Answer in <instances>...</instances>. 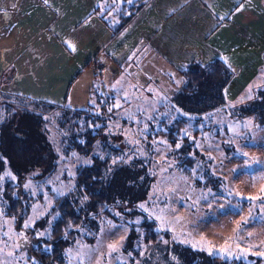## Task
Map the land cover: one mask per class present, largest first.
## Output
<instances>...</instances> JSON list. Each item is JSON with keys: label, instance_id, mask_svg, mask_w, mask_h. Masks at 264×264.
<instances>
[{"label": "trees", "instance_id": "obj_1", "mask_svg": "<svg viewBox=\"0 0 264 264\" xmlns=\"http://www.w3.org/2000/svg\"><path fill=\"white\" fill-rule=\"evenodd\" d=\"M145 1L101 0L92 11L98 13L104 23L117 32ZM262 59L264 64V51ZM234 74L235 69L220 59L205 63L190 61L179 71L167 74L163 81L164 89L161 88L163 91L159 88L162 95L156 96L158 101L153 103L158 104L149 117L136 110L133 120L130 119L129 124L138 130L144 131L147 127L144 132L146 145L154 141L165 147L172 166L183 175H191L196 163L193 172L201 176L202 180L198 178L196 184L202 188L212 187V181L216 178L208 166L211 160L205 162L206 154L200 150L203 139L208 136L211 118L219 115L217 117H226L229 124H240V120L249 117L250 124L264 123V83L256 88L252 96L239 102H228L224 89ZM100 83L99 89L92 91L95 94L94 104L74 111L68 109L69 111L65 110L66 114L55 116L59 119L58 130L62 131L60 148L65 154L74 152L87 157L88 161L74 166L69 189L54 196L49 208L34 223V228L46 230L47 236L38 239L35 244L31 242L27 247V255L32 264H65V252L69 244L74 239L87 240L106 221L124 227L125 244L129 245L134 238H141V242L149 249L148 253L159 257L164 251L165 246L161 242V233L156 229L155 221L133 207L149 190L150 179L145 172L146 168L141 165L142 159L133 156L127 162L124 161L120 148L111 147L99 137L104 129L111 127L110 122L125 125L124 117L120 116L127 113L128 109L119 111L122 106L121 98L117 99L109 86ZM10 98L18 102L15 104L17 111L11 110V115L0 122V172L5 166L14 176L15 182L5 183L0 198L3 203L0 205L4 217L13 218L12 227L28 235L30 229L27 231V227L21 228L29 208V196L22 191V185L25 180L40 179L53 171L55 146L46 137L45 115L48 117L46 113L63 106L17 96ZM8 104L4 105L6 110L10 108ZM116 104L120 107H114ZM109 108H112L111 112ZM130 108L135 110L134 107ZM115 111L121 115H117ZM68 115L74 119L71 129L65 131L64 124ZM229 126L225 127L228 131ZM243 130L241 127L242 132ZM177 144L180 145L179 148L176 147ZM96 146L99 150L94 152ZM119 202H126L134 208V212L141 215L139 221L127 223V212L120 207L114 213L113 206ZM164 235L166 237L167 233ZM170 244L175 247V244ZM134 253L138 256L136 249ZM169 260L156 262L260 264V258L254 261L224 258L187 247L178 249L176 255Z\"/></svg>", "mask_w": 264, "mask_h": 264}, {"label": "rangeland", "instance_id": "obj_2", "mask_svg": "<svg viewBox=\"0 0 264 264\" xmlns=\"http://www.w3.org/2000/svg\"><path fill=\"white\" fill-rule=\"evenodd\" d=\"M149 67L152 69H148ZM99 72L101 71L97 74ZM260 72L264 74V65ZM167 74L157 68V63L137 64V67L131 63L108 76L103 75L105 86L112 89L117 99L121 98L122 106L119 111L128 109L122 116L115 111L117 115L124 117L122 119L126 121L125 125L110 122L111 127L104 129L99 136L111 147L120 148L124 161L127 162L133 156L142 159L141 165L146 168L145 172L150 179L149 190L133 207L155 221L156 229L161 233V242L165 246L163 253L159 257L148 253L149 249L141 242V238H134L129 245L125 244L124 227L106 221L87 240L74 239L69 244L65 252V264H157L156 260L167 262L181 247L224 258L248 261L260 258V264H264V255L260 254L264 253V123L250 124L249 117L240 120V124H229L226 117H217L219 115L211 118L208 136L203 139L200 150L206 154L205 162L212 161L208 162V166L216 178L212 181V187L202 188L196 184L198 178L202 180L201 176L193 172L196 163L191 175H183L172 166L165 147L154 141L146 145V125L143 131L129 124L136 110H140L145 117L150 116L154 106L158 104L153 103L158 101L156 96L162 95L163 81ZM100 82L98 77H92L88 87L90 93L84 101H69L62 110L46 113V137L55 146V167L47 176L25 180L22 185V191L29 196V208L21 228H26L27 224L26 230L30 229L28 235L12 227L13 218H5L0 205V264H32L27 255V247L31 242L35 244L38 239L47 236V231L39 229L40 227L34 228V223L49 208L54 196L69 189L74 166L88 161L87 157L74 152L65 154L60 148L62 131L58 130L59 119L55 116L66 114L68 109L74 111L94 104L95 94L92 91L99 89ZM263 83L264 77L261 83L251 87L248 97ZM159 88H163L162 91ZM245 96L247 94L236 97L237 101ZM152 98L154 101L151 102ZM17 103L0 94V122L11 115V110L17 111ZM6 104L11 109L6 110ZM73 119L71 115L67 116L65 131L71 129ZM227 124L230 125L229 131L225 129L228 128ZM241 127L244 128L243 132ZM98 150L99 147L96 146L94 152ZM8 181L14 183L15 178L4 166L0 172V198ZM141 203L145 205V209L138 207ZM118 207L127 212V223L139 221L141 215L136 214L129 204L116 203L113 206L114 213ZM170 243L175 244V247ZM135 249L138 256L134 253Z\"/></svg>", "mask_w": 264, "mask_h": 264}, {"label": "crops", "instance_id": "obj_3", "mask_svg": "<svg viewBox=\"0 0 264 264\" xmlns=\"http://www.w3.org/2000/svg\"><path fill=\"white\" fill-rule=\"evenodd\" d=\"M100 1L0 0V94L81 102L92 77L105 84L103 75L131 63L173 74L190 61L223 60L235 69L228 102L263 80L264 0H146L117 32L92 11Z\"/></svg>", "mask_w": 264, "mask_h": 264}, {"label": "snow or ice", "instance_id": "obj_4", "mask_svg": "<svg viewBox=\"0 0 264 264\" xmlns=\"http://www.w3.org/2000/svg\"><path fill=\"white\" fill-rule=\"evenodd\" d=\"M44 2H45V3H48V0H44ZM12 7H15V5H12ZM237 10H239V9H237ZM220 19H223V17H221ZM68 47H69L71 50H73V51L75 50L74 45L68 44ZM93 103H94V102H93ZM114 107H120V105H119V104H116V105H114ZM111 111H112V108H109V112H111ZM176 147L179 148L180 145L177 144ZM113 162L115 163V161H113ZM138 207L141 208V209H145V205H144L143 203L139 204ZM27 226H28V225L26 224L25 227H27ZM110 247H113V248H114V246H111V245H110ZM114 250H115V249H114ZM260 254H261V255H264V253H260Z\"/></svg>", "mask_w": 264, "mask_h": 264}, {"label": "built area", "instance_id": "obj_5", "mask_svg": "<svg viewBox=\"0 0 264 264\" xmlns=\"http://www.w3.org/2000/svg\"><path fill=\"white\" fill-rule=\"evenodd\" d=\"M102 66L101 65H94V71L98 73V71H101Z\"/></svg>", "mask_w": 264, "mask_h": 264}]
</instances>
